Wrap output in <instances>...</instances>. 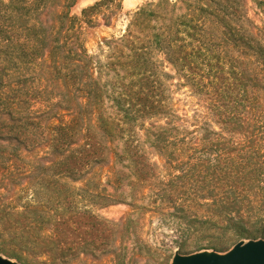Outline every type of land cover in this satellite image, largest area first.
I'll use <instances>...</instances> for the list:
<instances>
[{
    "label": "trees",
    "instance_id": "obj_1",
    "mask_svg": "<svg viewBox=\"0 0 264 264\" xmlns=\"http://www.w3.org/2000/svg\"><path fill=\"white\" fill-rule=\"evenodd\" d=\"M120 1L99 0L72 15L75 0H0V81L26 87L18 70L31 64L40 81L33 97L8 98L5 108H48L7 124L10 145L0 149V255L19 264H37L28 254L39 251L56 264L70 254L53 248L70 234L114 226L72 210L60 178L101 190L103 183L127 187L135 213L146 197L169 204L184 254L264 240V20L248 15L247 0H151L130 14L120 36L100 40L103 58L89 53L86 30L98 17L108 26L105 11ZM179 88L197 99L192 113L178 112ZM28 170L57 177L45 202H18ZM24 212L43 215L32 218L33 229L48 224L62 234L16 232L21 221L8 216ZM112 253L122 263L124 254Z\"/></svg>",
    "mask_w": 264,
    "mask_h": 264
},
{
    "label": "rangeland",
    "instance_id": "obj_2",
    "mask_svg": "<svg viewBox=\"0 0 264 264\" xmlns=\"http://www.w3.org/2000/svg\"><path fill=\"white\" fill-rule=\"evenodd\" d=\"M96 1L99 0H75L70 12L72 15H79L82 8ZM148 1L151 0H121V7L111 4L108 10L105 11V14L112 16L111 23L108 26L104 25V20L98 17L99 23L93 28L86 30L84 36L88 52L103 58L105 54L103 50L105 48L101 49L98 46L100 40L120 36L126 28L130 14ZM259 1L264 0H247L248 15L258 24L264 20V14L259 13L260 10L264 11V3L259 4ZM38 72L39 70L34 64L24 68L20 67L18 73L22 76L21 79L27 80L28 84L24 88L15 86L13 87L14 90L9 89L8 86L11 81L14 82L12 78L5 79L3 82L0 81V149L10 145V140L4 137L7 124L10 122L15 123L16 118L22 116L21 114L36 116L40 111L48 110L45 103L36 102L29 104L28 108H18L14 109V111H9L5 108L8 98H11L9 101L11 102L14 96L22 94L33 97L39 92L40 81ZM14 76L18 77V74H14ZM174 96L179 113L183 111L192 113V110L198 108L197 99L189 92L188 88L177 89ZM31 159L30 157L27 158V160ZM153 161L160 164L163 163V160L157 157H154ZM101 178L105 180L106 176L104 173ZM56 179L57 177L48 171L37 173L33 170H28L19 181L18 202L23 203L35 197L45 202L48 200V195H51L50 192L56 187L53 183ZM60 180L64 190L68 194L73 195V205L70 206L72 210L91 211L101 220L111 221L114 226L109 231H103V226H98V230H93L91 227H82L81 230L70 234L69 243L60 244L53 248L56 253L65 252L70 254L65 259L57 261L56 264H171L175 253L184 254L178 250V243L174 242V240H177L175 225L172 223L171 218L166 215L168 211L172 210L169 204L165 202L152 204L149 198L146 197L138 200V204L143 206V208L138 213H135L130 204L133 198L130 197L129 188L127 187H123V191H120L118 188L113 189L103 183L106 186V190H101V188H93L91 186L87 188L83 182H70L68 178H60ZM0 192L3 191L0 190ZM145 193L148 195L150 189L147 188ZM107 194L111 198L107 204H102L101 202L103 201L96 197V195L103 196ZM11 199L13 197H8L5 204ZM1 202L2 198L0 196ZM57 211L61 212V209ZM57 211H50V214L55 217V215L57 216ZM42 217V214L32 215L28 212H24L19 218L12 215L8 216L11 220L19 219L21 221L19 223L21 228H17L16 232L22 233L27 237H58L62 234L60 229L55 230L48 224L42 227L40 225L33 229V225L30 223L32 218H40L41 220ZM241 241L246 242L247 240ZM100 242L107 244L98 246ZM231 248L232 246L227 251ZM115 251L124 254L122 263L112 253ZM227 251L216 252L211 249H202L187 254L197 252L226 253ZM49 254L46 251L29 253L28 259L37 264H42L44 261L47 264H51L52 261Z\"/></svg>",
    "mask_w": 264,
    "mask_h": 264
},
{
    "label": "water",
    "instance_id": "obj_3",
    "mask_svg": "<svg viewBox=\"0 0 264 264\" xmlns=\"http://www.w3.org/2000/svg\"><path fill=\"white\" fill-rule=\"evenodd\" d=\"M0 264H19L0 255ZM171 264H264V240L239 241L226 253H175Z\"/></svg>",
    "mask_w": 264,
    "mask_h": 264
}]
</instances>
